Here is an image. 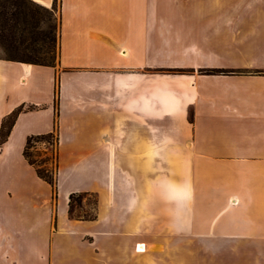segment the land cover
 Listing matches in <instances>:
<instances>
[{
    "label": "crops",
    "instance_id": "1",
    "mask_svg": "<svg viewBox=\"0 0 264 264\" xmlns=\"http://www.w3.org/2000/svg\"><path fill=\"white\" fill-rule=\"evenodd\" d=\"M262 71L264 0H60L57 65L0 57V132L23 107L0 141V264H215L210 246L264 245ZM55 125L57 199L23 155ZM71 194L95 195L94 219Z\"/></svg>",
    "mask_w": 264,
    "mask_h": 264
},
{
    "label": "trees",
    "instance_id": "2",
    "mask_svg": "<svg viewBox=\"0 0 264 264\" xmlns=\"http://www.w3.org/2000/svg\"><path fill=\"white\" fill-rule=\"evenodd\" d=\"M22 1H27L34 6L37 10L32 11ZM55 3L51 8H48L34 0H1L0 1V43L5 49H7L8 56L5 57L9 60L32 63L37 65L45 66H55L53 56L49 55L55 49V42L57 39V23L56 18L54 17L55 12ZM45 12L51 15L54 19V23L50 25V30L46 31L43 28V21L45 15L41 12ZM50 17V18H51ZM31 26V31L33 30V42L36 43V46L32 49V54L25 52L26 49V37L25 31ZM48 44V50L47 45ZM46 53V54H44ZM210 74H217L221 72L235 71V70H218V69H209L206 70ZM264 73V71H262ZM23 110V107H19L14 110L2 123L1 132H0V141L1 143L5 142L11 128L18 116V114ZM45 142L48 144V153L47 157L39 164L33 154L30 152L35 143ZM23 155L25 159L31 164L37 175L46 181L53 190V197L58 198L57 190V171L59 168V134L57 126L55 129L46 134H36L30 135L27 138ZM54 163V168H49L46 163ZM85 195V194H71L69 196V213H72L73 200L76 197ZM81 203V202H80ZM82 219L92 220L95 218V213L90 216L80 217Z\"/></svg>",
    "mask_w": 264,
    "mask_h": 264
},
{
    "label": "rangeland",
    "instance_id": "3",
    "mask_svg": "<svg viewBox=\"0 0 264 264\" xmlns=\"http://www.w3.org/2000/svg\"><path fill=\"white\" fill-rule=\"evenodd\" d=\"M1 1V0H0ZM24 5H26L30 10L36 11L37 8L33 4L27 2V1H22ZM55 12H54V17L56 18V23H57V39L55 42V49L53 52H51L49 55L53 56L54 59V64L57 65L58 62V57H59V9H60V0H56L55 3ZM44 17L43 21V28L46 31L50 30V25L54 23V19L51 17L50 14L45 13L41 11ZM51 17V18H50ZM33 30L31 31V26H29L26 31H25V37H26V47L28 46L29 48L25 50V52L32 54V49L34 46H36V43L33 42ZM47 50H48V44L46 45ZM7 49L3 47L0 43V57H7L8 56ZM46 54V53H44ZM209 70V69H207ZM162 71L167 72V73H178L181 72V70H176V69H162ZM208 73V71H204ZM48 144L43 143V142H38L35 143L33 148H31L30 152L33 154V156L36 158V160L39 162V164L42 165V162L47 157L48 153ZM49 168H54V163H46ZM44 166V165H42ZM81 202V203H80ZM95 203H96V198L94 194H85L81 195L75 198L73 200V205H72V213L70 214L72 217H83V216H90L94 214V209H95ZM183 250L185 251H194V252H199L202 253L203 251H207L206 249L208 246H202V245H183L182 246ZM210 252H213L215 254V264H231L229 260L227 259L229 253H235V254H240L242 258V261H236L232 262V264H264V245H256V244H251V245H214L210 246ZM153 251H164V246L162 245H156L152 246Z\"/></svg>",
    "mask_w": 264,
    "mask_h": 264
},
{
    "label": "bare ground",
    "instance_id": "4",
    "mask_svg": "<svg viewBox=\"0 0 264 264\" xmlns=\"http://www.w3.org/2000/svg\"><path fill=\"white\" fill-rule=\"evenodd\" d=\"M137 250H138V251H145V250H146V247H145L144 244H138V245H137Z\"/></svg>",
    "mask_w": 264,
    "mask_h": 264
}]
</instances>
